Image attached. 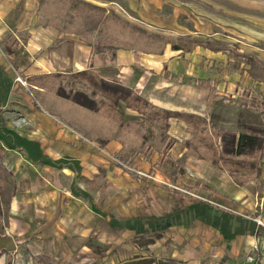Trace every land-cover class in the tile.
I'll use <instances>...</instances> for the list:
<instances>
[{"label":"crops","instance_id":"0c3cea01","mask_svg":"<svg viewBox=\"0 0 264 264\" xmlns=\"http://www.w3.org/2000/svg\"><path fill=\"white\" fill-rule=\"evenodd\" d=\"M37 8L38 0H0V151L14 184L3 208L4 235L15 239L16 253L27 246L34 256L45 249L44 254L58 261L76 263L88 255L92 243H110L115 231L120 230L121 235L124 232L128 236L145 222L155 226L162 220L172 222L183 211L175 207V202L183 200L179 194L155 182L134 179L115 165L113 154L121 148L120 142L110 141L100 146L82 140L81 135L53 117L33 97L31 87L34 86L27 79L37 74L94 70L102 77L118 78L122 86L137 90L150 104L169 111L203 117L208 101L206 97H165L161 94L171 77H162V64L167 59L158 61L157 58H164L167 48L163 55L92 54L91 47L75 34H60L52 27H36ZM25 30L29 36L19 35ZM11 35L19 40L13 52L6 46ZM63 36L64 40L54 42ZM215 102L212 100L211 108ZM117 111L125 121L144 119L122 99L118 101ZM212 111L208 120L212 116L218 120L215 110ZM172 119L169 120L171 135L180 139L176 136L179 131L188 140L191 134L186 122L181 120L186 128L177 127L178 123L175 127L176 120ZM166 149L168 154L163 159V155L158 154L160 151L157 155L150 154L147 151L156 149L148 148L134 158V164L148 171L149 165L157 159V167L162 171L167 159L177 160L185 146L180 141H171L163 151ZM213 168L209 161L190 157L178 181L188 187L198 180L209 182L205 173L214 171ZM215 170L213 185L222 191L228 188L230 197L241 198L240 204H249V196L256 189L254 183L240 186L225 172ZM96 175L103 176L101 184L92 188L87 182ZM155 177L161 180L159 172ZM223 181L229 182L228 187ZM29 235L33 240L24 243L21 238Z\"/></svg>","mask_w":264,"mask_h":264},{"label":"rangeland","instance_id":"374dc122","mask_svg":"<svg viewBox=\"0 0 264 264\" xmlns=\"http://www.w3.org/2000/svg\"><path fill=\"white\" fill-rule=\"evenodd\" d=\"M92 1L151 33L174 38L191 47L182 54L172 50L170 44L164 58H157L158 61L167 59L162 64V77L167 72L177 74L175 79L167 78L168 85L161 94L165 97H206L208 103L202 112L203 117L207 118L212 129L223 134L222 143L227 148H233L237 130L244 127L257 130L264 145V115L260 112L264 85L254 82L246 63L250 55L264 63V0ZM233 64H239L237 70H233ZM199 79H208L211 85H198ZM23 97L27 96L23 94ZM212 100L216 102L211 108ZM212 110L218 120L212 116L210 122L208 116ZM173 119L175 127L178 123L177 127L186 128L183 121ZM176 136L184 139L179 131ZM158 151L147 152L157 155ZM158 154L164 159L168 149L160 150ZM2 158L0 151V234L4 235L3 208L14 184ZM158 163L157 159L153 160L149 167L144 160L143 164L149 170H142L143 175L137 174L138 179L155 182L171 193L179 194L183 202H175V207L183 210L181 215L170 223L158 221L156 226L145 222L137 232H130L128 236L124 232L121 235L120 230V233L115 231L110 243H92L88 255L76 263L114 264L156 257L173 264H250L247 257L253 254L257 256L258 264H264V236L256 234L258 227H264V159L257 181H251L256 189L246 205L239 203L241 198L230 197L228 188L222 191L213 185L215 169L231 174L211 162L214 171L205 173L209 182L198 180L192 187L168 176V159L161 167L162 171H159ZM157 172L161 180L155 177ZM223 183L227 186L229 182ZM186 204L185 208L181 207ZM258 217L263 224L255 220ZM255 244L259 247L256 251L253 250ZM16 252V249H2L0 264H76L74 261H58L44 254L45 249L37 256L27 246Z\"/></svg>","mask_w":264,"mask_h":264},{"label":"trees","instance_id":"16d2710c","mask_svg":"<svg viewBox=\"0 0 264 264\" xmlns=\"http://www.w3.org/2000/svg\"><path fill=\"white\" fill-rule=\"evenodd\" d=\"M36 27H52L60 34H75L82 42L90 46L92 54L117 52H142L143 54L163 55L168 45L174 51L185 53L191 47L179 40L164 35L151 33L125 18L112 9L88 0H38L35 19ZM29 36L27 30L19 32ZM65 37L54 40L59 43ZM19 40L11 35L6 41L9 52L18 47ZM248 73L254 82L264 85V63L250 55ZM239 64H233L237 70ZM176 78L172 73L166 77ZM33 97L55 118L81 135L82 140H89L104 146L110 141H118L121 148L113 154L115 165L131 176L138 178V173L127 166L134 158L154 148L163 150L171 141H180L185 145L177 160L168 158V176L177 181L183 174L187 160L196 156L223 168L231 174L234 182L244 185L257 181L261 162L264 159L263 139L253 127L237 130L233 148L222 143L223 134L212 129L207 118L187 113H178L150 104L137 90L120 84L114 76L102 77L97 71L77 73L37 74L27 79ZM198 85L210 86L208 79H199ZM214 90V89H212ZM215 91V90H214ZM144 117L141 121H125L117 111L119 100ZM264 115V99L260 104ZM184 120L191 137L188 140L173 137L170 132V118ZM102 175H96L88 185L97 188ZM256 234L264 236V227H258ZM5 236V235H1ZM32 235L21 238L29 241ZM8 251V250H7ZM2 249H0V255ZM114 264H173L156 257L135 258Z\"/></svg>","mask_w":264,"mask_h":264},{"label":"built area","instance_id":"2783aa9c","mask_svg":"<svg viewBox=\"0 0 264 264\" xmlns=\"http://www.w3.org/2000/svg\"><path fill=\"white\" fill-rule=\"evenodd\" d=\"M19 79H21V78H19ZM0 108H1V106H0ZM130 170H133V171H135L136 173H138V174H145L143 171H142V169H140V168H138V166L136 165V164H132L131 166H127ZM255 220L259 223V224H263L262 223V220H261V217H258V218H255ZM259 249V247H258V245L257 244H255L254 245V249L253 250H258ZM247 260H248V263H250V264H258V258H257V256L255 255H253V254H251V255H249L248 257H247Z\"/></svg>","mask_w":264,"mask_h":264},{"label":"water","instance_id":"95a60500","mask_svg":"<svg viewBox=\"0 0 264 264\" xmlns=\"http://www.w3.org/2000/svg\"><path fill=\"white\" fill-rule=\"evenodd\" d=\"M16 241L11 236H1L0 237V249L13 250L16 249Z\"/></svg>","mask_w":264,"mask_h":264},{"label":"bare ground","instance_id":"6f19581e","mask_svg":"<svg viewBox=\"0 0 264 264\" xmlns=\"http://www.w3.org/2000/svg\"><path fill=\"white\" fill-rule=\"evenodd\" d=\"M260 254V253H259ZM261 256V255H260Z\"/></svg>","mask_w":264,"mask_h":264}]
</instances>
